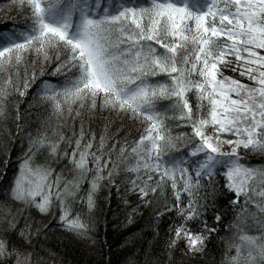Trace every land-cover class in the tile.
<instances>
[{"label":"trees","instance_id":"1","mask_svg":"<svg viewBox=\"0 0 264 264\" xmlns=\"http://www.w3.org/2000/svg\"><path fill=\"white\" fill-rule=\"evenodd\" d=\"M57 1L79 42L60 14H39ZM99 1L0 0V264H264V115L257 143L241 150L252 169L243 195L218 173L194 177L195 160L161 178L137 172L151 123L153 159L194 145L208 103L193 87L219 51L203 45L209 21L171 0ZM176 230L200 239L195 255Z\"/></svg>","mask_w":264,"mask_h":264},{"label":"rangeland","instance_id":"2","mask_svg":"<svg viewBox=\"0 0 264 264\" xmlns=\"http://www.w3.org/2000/svg\"><path fill=\"white\" fill-rule=\"evenodd\" d=\"M226 1L218 9L210 6L211 0H196L197 4L193 6L196 13L206 15L209 20L214 19L208 25L205 42L209 44L216 40L219 51L207 71L205 84L196 81L193 87L199 94H203L208 103V111L200 121L194 123L193 134L196 140L188 158L201 157L194 170L195 176L209 177L221 171L227 190L238 196L247 192L252 177V169L245 166L246 157L241 150L257 143V131L264 115V0ZM202 6L209 8L207 13L201 11ZM189 90L190 84L182 82L180 94L185 97ZM77 102L75 99L64 107L70 109ZM184 106L187 114L195 115L188 103L185 102ZM199 111L196 109L195 112ZM142 140L137 151L142 162L147 165L146 158L154 153L156 145L153 127L149 128ZM221 141L231 147L228 153L223 154L219 147ZM31 178L28 179V185L26 178H22L16 186L17 195L24 194L26 185L41 194L40 178ZM118 189V185L111 184L112 195ZM141 194L146 196L144 192ZM187 238H184L183 243L194 247L195 240L186 243ZM184 252L187 253L186 248Z\"/></svg>","mask_w":264,"mask_h":264},{"label":"bare ground","instance_id":"3","mask_svg":"<svg viewBox=\"0 0 264 264\" xmlns=\"http://www.w3.org/2000/svg\"><path fill=\"white\" fill-rule=\"evenodd\" d=\"M254 4V3H253ZM260 3H256L255 5H259ZM203 10H206V8H204V7H201ZM220 118V120H223V118L222 117H219ZM219 147L220 148H222V151H223V154H225V153H228L227 151H230L231 150V147H229V144L227 143V142H223V141H221V142H219ZM141 170H137V172L139 173Z\"/></svg>","mask_w":264,"mask_h":264}]
</instances>
